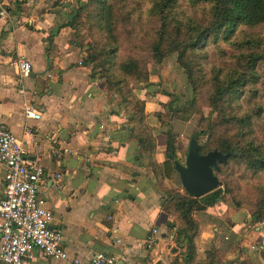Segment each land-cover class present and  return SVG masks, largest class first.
I'll use <instances>...</instances> for the list:
<instances>
[{
    "label": "crops",
    "instance_id": "crops-1",
    "mask_svg": "<svg viewBox=\"0 0 264 264\" xmlns=\"http://www.w3.org/2000/svg\"><path fill=\"white\" fill-rule=\"evenodd\" d=\"M0 5L8 10L0 15V123L24 141L29 157H41L45 176L39 192L52 211L51 225L62 228L70 257L87 263L101 250L114 256L112 264H264V220H252L247 209L220 195L193 210L196 226L189 249L179 236L184 228L179 214L165 204L174 191L188 194L176 168L164 170L165 131L182 121L170 125L156 115H164L170 105L166 93L172 82L166 75L181 79L182 68L168 58L149 74L147 84L134 88L144 100L155 142L150 153L129 133L120 97L86 62L87 46L70 24L72 0H0ZM22 56L32 71L19 83ZM29 98L39 118L24 114ZM54 148L61 154L54 155ZM174 152L184 161L181 150ZM4 173L0 163V196ZM153 228L157 233L149 242ZM26 264L68 261L35 249Z\"/></svg>",
    "mask_w": 264,
    "mask_h": 264
},
{
    "label": "trees",
    "instance_id": "trees-1",
    "mask_svg": "<svg viewBox=\"0 0 264 264\" xmlns=\"http://www.w3.org/2000/svg\"><path fill=\"white\" fill-rule=\"evenodd\" d=\"M93 2L97 4L91 8L93 33L87 41H80L87 46L86 62L120 97V104L126 109L127 129L137 136L142 147L151 153L155 142L145 122L144 100L136 95L131 83L147 84L148 62L159 64L171 52L176 53L192 86V98L205 99L218 112L219 123L224 127V133L210 144L201 143L198 132L192 134L200 143L199 152L218 149L228 153L225 162H219L214 169L222 186L200 197L174 191L165 203L184 224L179 234L181 241L192 249L196 226L193 210L213 203L223 190L236 191L225 174L238 172V179H245L247 183L239 189L246 195L250 188L253 197L247 208L252 220H264V183L251 181L264 172V137L258 133L264 123V0ZM74 17L75 14L70 19L73 27ZM252 27L256 30L250 31ZM131 102L134 106L129 107ZM176 111L180 110L173 101L164 115L162 111L156 115L165 123L167 116ZM165 133L164 170L169 171L178 159L174 133L170 127ZM232 199L236 206H244L240 195Z\"/></svg>",
    "mask_w": 264,
    "mask_h": 264
},
{
    "label": "built area",
    "instance_id": "built-area-1",
    "mask_svg": "<svg viewBox=\"0 0 264 264\" xmlns=\"http://www.w3.org/2000/svg\"><path fill=\"white\" fill-rule=\"evenodd\" d=\"M5 5H0V15H7ZM82 63L81 60L78 61ZM32 71L25 57L18 59V82L22 83ZM20 92H25L23 85ZM23 112L27 117L39 118L32 98L26 100ZM28 130V129H27ZM72 152L71 149H63ZM60 155L59 149H53ZM0 163L5 165L4 192L0 196V261L6 264H26L35 249L47 258L67 260L68 264H112L113 255L95 251L85 263L79 256H69L64 246L62 228L51 225L52 211L45 206L40 195L45 167L41 157H29L24 141L0 123ZM60 176V173L56 174ZM148 241H154L157 228L151 230Z\"/></svg>",
    "mask_w": 264,
    "mask_h": 264
},
{
    "label": "rangeland",
    "instance_id": "rangeland-1",
    "mask_svg": "<svg viewBox=\"0 0 264 264\" xmlns=\"http://www.w3.org/2000/svg\"><path fill=\"white\" fill-rule=\"evenodd\" d=\"M94 0H72L74 3V9L72 10V16L75 14V17L73 18V24L76 29L77 37L81 42L87 41L91 33V25H93V19H92V13H91V8L93 7V4L97 5ZM114 19V18H113ZM250 31L256 30L255 28H249ZM141 54L144 57H148V53L146 51H142ZM172 59L173 63L179 67V70L182 68L178 62H177V56L175 52H171L166 54V56L162 59L168 60ZM162 61L157 64L154 62H148L147 67H148V72L150 73H155L158 71L159 66L162 64ZM168 65V61H165ZM164 62V63H165ZM95 63H98V60H96ZM168 80V84H170V89L171 91H167V96H168V103L174 101L175 107L178 108L180 111H176L173 113L171 116H167L166 121H168L171 125V121L174 119H178L182 121V126H179L176 124V122H173L175 127H170L172 130V133L174 135L182 133L181 139L178 137L175 139V148H178L181 150V159H185L184 153L187 152L188 147H189V142L190 139L192 138V134L194 132H198V139L201 143L203 144H210L215 142L217 139H219V136H221L224 133V127L220 125L219 123V118H218V112L214 111L210 106L207 105L205 99H201L200 97H194L192 98V90H191V85L188 82V79L186 77V74L184 70L182 69V77L181 79L179 76L176 74L172 76V73L169 75H166ZM133 82V81H132ZM143 84L146 82H142ZM134 88L136 86L141 85L140 82L134 81L131 83ZM177 98V100H175ZM193 100V102L191 101ZM169 103V104H170ZM134 106L133 102L129 103V107ZM165 109V108H164ZM146 122V121H145ZM147 124V123H146ZM148 124H147V129H148ZM149 130L151 128L149 127ZM259 136L264 137V123L259 127ZM226 135V134H225ZM239 173L236 172V174L233 175H226L225 177L231 185L235 188V192L231 193L229 191L223 190L221 195L223 198L227 199L232 203L234 206V201L232 197L234 196L235 198L237 195H240L242 197V201H244V206L245 209L248 210L247 206L252 203V194L248 191V194L244 195L242 194V191L240 192V185L242 183H247L244 180L238 179ZM221 177V174H220ZM178 179V178H177ZM252 182H262L264 183V172L258 175L256 179L251 180ZM251 184H249L248 187H250ZM222 186V185H221ZM224 188V186H223ZM249 211V210H248ZM250 212V211H249Z\"/></svg>",
    "mask_w": 264,
    "mask_h": 264
},
{
    "label": "water",
    "instance_id": "water-1",
    "mask_svg": "<svg viewBox=\"0 0 264 264\" xmlns=\"http://www.w3.org/2000/svg\"><path fill=\"white\" fill-rule=\"evenodd\" d=\"M199 147L200 143L192 137L184 161L174 162L183 187L194 196L204 195L221 185L214 169L219 162H225L228 155L218 149L202 153Z\"/></svg>",
    "mask_w": 264,
    "mask_h": 264
}]
</instances>
